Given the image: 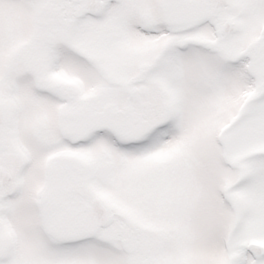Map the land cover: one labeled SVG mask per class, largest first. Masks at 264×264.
<instances>
[{
	"label": "snow or ice",
	"instance_id": "1",
	"mask_svg": "<svg viewBox=\"0 0 264 264\" xmlns=\"http://www.w3.org/2000/svg\"><path fill=\"white\" fill-rule=\"evenodd\" d=\"M0 264H264V0H0Z\"/></svg>",
	"mask_w": 264,
	"mask_h": 264
}]
</instances>
